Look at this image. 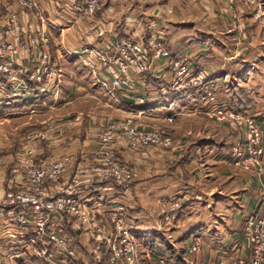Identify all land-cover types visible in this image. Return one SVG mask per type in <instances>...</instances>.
Masks as SVG:
<instances>
[{
    "label": "rangeland",
    "instance_id": "374dc122",
    "mask_svg": "<svg viewBox=\"0 0 264 264\" xmlns=\"http://www.w3.org/2000/svg\"><path fill=\"white\" fill-rule=\"evenodd\" d=\"M20 1L0 0V29L7 15L16 16L23 30V45L14 67L27 73L30 88L35 85L31 84L29 76L32 79L40 73L41 85L37 84L39 88L30 93L32 100L12 105L9 110L0 109V199L6 201L9 195H13L15 203L27 197L35 199L49 217L47 225L55 222L49 226L56 227L54 230L58 235L65 238L68 264H156L153 249L175 259H180L183 254L187 260L198 258L206 246L193 240L186 243L187 238H195L196 229L212 227L219 224V220L231 225L237 213V210L225 212L221 207L218 209L216 198L241 190L240 175L250 174L252 180L260 183V200L264 190V169L257 175L235 166L229 158L225 161L228 164H222L228 156V147L241 145L246 139V128L220 123L202 114L199 110L202 105L198 106L201 93H186L171 87L175 82L171 65L187 59L186 66L191 74L204 72L205 86L210 88L217 104L227 109L247 112L240 111L241 108L233 110V101L228 95L240 96V90L249 92L248 88L258 104H264V0H256L250 7L235 0L233 3L228 0H205L203 3L199 0H97V7L88 13V0L81 4L71 0L70 12L81 16L88 32H99L96 37H87L91 46L114 38H128L141 43L146 52H150L154 40L163 41L165 57L152 61L147 55L146 64L153 62L151 69L141 80L134 77L133 86L138 93L130 97L133 99L129 100L130 106L121 101L122 106L117 104L115 91H111V95L109 87L101 86L82 67L78 58L69 59L52 43L42 25L45 12L52 7L56 9L57 0H44L47 4L42 6L38 0H26L30 7L21 5ZM74 7L80 11L74 12ZM104 10H110V14H104ZM238 14L240 18L236 17ZM108 16L116 19L114 24ZM30 19L39 23V30L34 28L31 32ZM75 19L79 18L76 16ZM70 23L63 21L64 26ZM124 24L130 28L126 36H121ZM28 34L39 40L43 36L46 40L49 65L43 63V51L29 44ZM160 66V72L165 68V76L157 78L153 74ZM165 77H170L168 82ZM0 86L7 88L1 76ZM206 106L208 111L215 108ZM137 108H146V115L124 114L126 111H141ZM168 118H175V121L166 122ZM113 124H129L140 129L163 128L180 143L170 148L153 146L148 151L136 152L132 151L128 140L121 146L114 142L101 143L102 132ZM259 126L264 157V129ZM39 132L46 133L48 140L34 136ZM217 145L222 148L218 149ZM29 148L36 151L30 153ZM110 148L118 165L133 174L120 187L111 179L105 181L97 176L104 169L105 154ZM149 153L155 156L147 160ZM134 155L140 158L134 160ZM152 159L162 165H155ZM141 160L143 164L139 162ZM183 161L190 163L183 165ZM175 162L178 165L174 166ZM192 163L196 164L191 167ZM55 165L62 166L57 175L49 177L48 173L34 187L33 170H51ZM220 166L228 168L227 173L221 174ZM187 167L191 168L186 173L184 169ZM193 170L197 171L194 176ZM108 186L113 189L109 198L99 197L96 192ZM123 188L130 194L126 196L124 192L127 190ZM70 194L75 197L78 194V198L87 196L85 206L88 211L78 214L72 211ZM183 196L192 198L190 203H185ZM177 201L182 202L177 214L166 213L167 205ZM28 204L32 208L35 206ZM211 204L216 206L212 210L208 208ZM119 205L124 209L123 219L137 227L136 232L130 233L131 244L126 247L130 250V261L126 259L128 255L123 245L119 243L114 252L112 244L108 243L117 236L111 209ZM141 224H150L151 228L141 233ZM18 228V223L10 222L7 212H0V264H32L30 259L44 264L25 249L9 246L25 240L18 239L19 235L8 230ZM156 229L160 230L157 232ZM140 234H143L141 238L138 237ZM153 235H161L162 240L156 238L154 245L148 243ZM247 247L244 244L242 251L232 258L214 264H230L242 259L248 253ZM119 248L123 254L116 257ZM147 252H152L150 257Z\"/></svg>",
    "mask_w": 264,
    "mask_h": 264
},
{
    "label": "built area",
    "instance_id": "2783aa9c",
    "mask_svg": "<svg viewBox=\"0 0 264 264\" xmlns=\"http://www.w3.org/2000/svg\"><path fill=\"white\" fill-rule=\"evenodd\" d=\"M228 1L230 3L234 2V0ZM235 1H238L240 5L246 7L253 6L256 2V0ZM20 3L24 6H31L26 0H21ZM96 7L97 0H88L86 2L87 13L92 12ZM75 11H80V9L74 7V12ZM22 33L23 30L20 29V25L14 14L7 15L3 19L2 28L0 29V76L7 87L4 88L0 86V109L3 111L9 110L12 105H16L17 103L32 100L31 94L34 93L35 88H39L37 84L41 85V82H39L40 73H36L34 76L31 75L32 79L29 76L31 84L35 85V88H30L26 81L27 73L16 70L14 67L16 65L15 60L20 54L23 45ZM28 36V41L32 48L43 51L44 65H49L50 56L47 52L46 40L43 36H40V40L37 37H31L32 34H28ZM150 47V52H146V48L143 47L141 43L128 38H114L108 42L84 48L77 54V58L81 61L82 67L92 74L101 86L109 87L111 95H113L111 91H118L122 98L133 100L130 97L138 93L133 86L134 77L137 76L139 80H141L152 67L153 62L148 65L146 64L147 55L150 56L152 61L161 59L166 55L164 44L161 39L154 40ZM150 53L151 55H149ZM186 61L187 59H184L183 61H177L172 64L171 67L175 73V82L171 87L176 90L180 88L182 91H186V93L190 91L201 93V101L198 106H202L199 107V110L209 118L220 123L244 125L246 128V139L243 140L241 145L234 144L230 147L228 158L235 166H240L252 174L255 172L257 175H260L264 169V157L263 148L261 147L260 123L256 116L248 112L232 111L225 108L223 105L217 104L218 102L212 91L208 86H205L207 84L205 73L200 71L191 74L190 69L186 66ZM59 83V80H57V84ZM141 102L142 100H140V103ZM206 105H212L215 108L208 111L209 109L205 108L207 107ZM165 121L172 123L175 121V118H168L165 119ZM34 136L41 138V140H48L46 133L39 132ZM100 140L101 143L104 144L114 142L120 146L128 140L130 147L133 149L132 151L135 152L137 150L148 151V149L153 146L170 148L180 143L179 141H175V138L163 128L140 129L129 126V124H113L107 126L106 130L102 132ZM107 150L105 154L106 162L103 164L104 169L101 170L97 176L105 181L111 179L115 185L117 183V186L120 187L122 183L133 177L132 171L118 165L113 150L111 148ZM32 151L35 152L36 150L29 148V152L31 153ZM22 162L26 163L25 160H22ZM61 167V165L52 166L51 170L53 171L48 169L33 170V186H37L38 182L40 183L48 173L50 174L49 177L56 176ZM112 191V187L108 186L102 190H98L96 193L101 198H109ZM78 196V194H76V197L70 194L71 200H73L71 209L75 211L76 214L83 210L88 211L85 206L87 202L86 198L88 199V197L84 195L78 198ZM12 198L13 195H9L6 201L0 199V212H7L10 222L19 224L18 230H8L19 235L18 239L21 237V239L25 238V240L17 241L9 246L13 247L17 245L25 249L30 256L41 260L44 264H68V252L65 247L66 240L59 236L58 232L54 230L56 227L52 228L49 226L55 222L47 225L49 217L43 213V209L37 205L35 199L27 197V199L15 203V199ZM28 203L35 206L32 208ZM16 204L18 205L15 208ZM181 204V201H177L167 205L168 208L165 209L166 213L177 214L182 206ZM59 206H61V204H59ZM121 206L122 205H119L118 208L114 207L111 209L112 221L115 226H117V236L114 241L109 239L108 243L112 244L111 250L114 252L118 249L119 243L123 245L124 248L129 247L131 244L130 233L134 230L135 232L137 231V227H135L132 222L123 219L124 209ZM165 219L168 220V217ZM241 229L239 236L242 242L248 245V253H246V256L242 259L231 261L230 264H264V190L261 193V198L258 200L256 207L244 218ZM159 230L160 229H156L157 232ZM160 236H156V238L162 240ZM167 240L169 241V238H167ZM193 241L201 244L197 238L193 239ZM163 242L166 243L165 240ZM9 251L10 254H12L13 249L11 248ZM124 252L128 255L126 259L130 261L131 256L129 255V248H126ZM150 253L152 252L146 253L147 257H150ZM122 254L119 248V254L117 253L115 255L116 257H121ZM154 254L155 256L152 255V257L156 264H174L173 259L164 253L158 254L154 252ZM70 255H72V253ZM1 256L2 250L0 249V257ZM219 264L223 263L220 262Z\"/></svg>",
    "mask_w": 264,
    "mask_h": 264
},
{
    "label": "crops",
    "instance_id": "0c3cea01",
    "mask_svg": "<svg viewBox=\"0 0 264 264\" xmlns=\"http://www.w3.org/2000/svg\"><path fill=\"white\" fill-rule=\"evenodd\" d=\"M38 1L40 2L41 6L47 4L44 0H38ZM75 1H80L79 4H81V2H83L84 0H75ZM199 1L203 3L205 0H199ZM71 3H72L71 0H57V2L55 3L56 9L52 7L51 9L48 10L47 8L48 5L45 6V8H47L46 10L48 11L45 12L46 14L43 17L44 24L42 25V27H44L47 30V33L50 35L51 41L55 45V47L59 48L61 53L68 55L69 59H71L72 57L77 58V54H79L84 48L91 47V45L89 44L90 40H88L87 38L88 36L96 37V35L99 34L98 30H94V31L91 30L90 32H88V30L86 29L87 26H85V24L80 19L81 16L73 12H70L69 9H70ZM110 10L108 11L104 10L105 11L104 14L107 13L109 15ZM76 16L79 19H75ZM236 17L240 18V15L238 14V16ZM96 18L99 19L98 14L96 15ZM108 18H110L111 19L110 22L114 24V21L116 19H113V17H110V16H108ZM63 21L67 23L71 22L70 23L71 25L64 26ZM29 25L31 27V32L34 31L32 30L34 28H36L37 30L40 29L39 23H36V22L33 23L32 19H30ZM128 28H130V26H127V24L126 25L124 24V26H121V30H122L121 31L122 34L120 33L121 36H126L125 33H128L127 31L129 30ZM84 37L85 39H83ZM105 37L108 38V35H105ZM160 68L162 67L160 66L159 70H157L153 74L157 78H160L161 75H164L165 68L163 67L162 72H160ZM169 78L165 77V79H167V82L169 81ZM216 81L217 80H214L215 83ZM248 90L249 92L245 91L244 89L240 90L241 91L239 92L240 96L235 95V93L229 94L230 96L228 95V97H230V100L233 101L231 102L232 104L231 106L233 108H236L237 110H239L238 108H241L242 111H247V112L249 110L248 113L256 116L258 122L264 129V104L262 105L258 104V102L255 100L254 94L250 93L251 90L249 88ZM115 95H116L115 96L116 103L122 106L123 101L120 99L121 96L119 97L116 93ZM120 101L122 103H120ZM198 103H195V104H198ZM137 109L141 111H133V110L131 112L126 111L124 112V114L131 115L132 113H134V114H137L139 117L141 115H146L145 114L146 108H137ZM263 135H264V130H263ZM218 145H217L218 149H221L222 145L220 146ZM229 147L228 149H230ZM228 151L229 150H227V152ZM126 156H127L126 153H124L123 158H125ZM150 156L154 157L155 155L149 153L145 159L147 158L149 159ZM156 156L159 157L160 155H156ZM177 157L179 158V156ZM132 158L134 160H138L140 157L137 155H134V157ZM152 160L155 165H162V163H159L158 160L156 159H152ZM225 161H228L227 155H226V159L224 160V162ZM139 162H142V160ZM195 164L196 163H192L191 167L194 166ZM222 164L224 165L228 163L225 162ZM191 167L189 168L187 167L186 169H184V171L185 172L189 171L188 169H190ZM224 171H226L227 173L228 168L222 166L221 174L224 173ZM193 172L194 173L192 175L193 176L196 175L197 171L193 170ZM240 176H241V185H242L241 190H236V192L231 191L230 193L231 195L229 196H226V197L220 196L216 198V200H218L217 205H216L218 209H220L221 207L225 210V212H229L230 209H232L233 211L237 210L236 216L233 218L231 225L227 224V222L223 223V221L219 220V224L218 223L214 224L212 227L208 226V227H200L196 229L197 236H195V238L199 239L201 244L202 245L204 244V246H206V250L204 249L201 255L196 259L187 260L186 258L187 256H185L184 254H183V257H181L180 259L178 258L175 259L172 257L176 264H214V263H218L220 260H229L238 251L239 252L242 251L244 243L242 242V240L239 239L240 238L239 230L241 228L242 221H244V218L257 205V202L259 199L258 196L260 192V183H257L256 181L252 180L253 178L250 174H244V175L241 174ZM189 186H190V183H189ZM123 190L126 191L127 189L123 188ZM127 192L128 190L124 192V194L126 193V196L130 194V193L128 194ZM183 199L185 203H190L191 201L190 199L192 198L183 196ZM216 206L215 205L212 206L211 204V206L209 205L208 208L212 210ZM148 225L150 224H146L145 226L141 224L139 228L142 231L141 233H145L146 231H148L147 228H151V226H148ZM142 235L143 234H140L138 235V237L141 238ZM195 238L188 237L187 238L188 241H186V243H188L189 241H192ZM155 239L156 237L155 235H153L152 239L149 238L148 243H151L154 245ZM145 251L147 250L145 249ZM151 251L155 252L156 250L153 249Z\"/></svg>",
    "mask_w": 264,
    "mask_h": 264
},
{
    "label": "trees",
    "instance_id": "16d2710c",
    "mask_svg": "<svg viewBox=\"0 0 264 264\" xmlns=\"http://www.w3.org/2000/svg\"><path fill=\"white\" fill-rule=\"evenodd\" d=\"M115 93L120 97V93L118 92V91H115ZM120 99L124 102V103H126L127 105H131V102L129 101V100H127V99H125V98H122V97H120ZM244 108V107H243ZM233 110H235L236 108H232ZM236 111V110H235ZM242 111V110H241ZM185 161H183L182 163H184ZM186 163V164H185ZM183 165H188L190 162H185ZM175 165H178V163H176L175 162V164H174V166ZM30 262L32 263V264H37L36 263V261L35 260H33V259H30Z\"/></svg>",
    "mask_w": 264,
    "mask_h": 264
}]
</instances>
